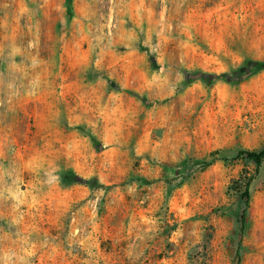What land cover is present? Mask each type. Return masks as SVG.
Returning <instances> with one entry per match:
<instances>
[{
  "label": "rangeland",
  "instance_id": "1",
  "mask_svg": "<svg viewBox=\"0 0 264 264\" xmlns=\"http://www.w3.org/2000/svg\"><path fill=\"white\" fill-rule=\"evenodd\" d=\"M246 59L264 0H0V264H264Z\"/></svg>",
  "mask_w": 264,
  "mask_h": 264
},
{
  "label": "trees",
  "instance_id": "2",
  "mask_svg": "<svg viewBox=\"0 0 264 264\" xmlns=\"http://www.w3.org/2000/svg\"><path fill=\"white\" fill-rule=\"evenodd\" d=\"M68 10L71 11L70 6L68 5ZM247 64L252 63V66H257V68L255 67V69L257 71H261L264 69V63L261 62H254V61H249L248 59H246ZM245 61V62H246ZM256 72H248V77H251L253 75H255ZM247 77V76H246ZM214 155V154H213ZM237 156L239 157H245L246 159L252 160L256 167H260L262 160L264 159V147L259 151V152H251V151H239L237 153ZM214 159L209 161V162H203L202 164V169H206L208 168L211 164H213ZM63 180L65 183L67 184H73L76 183L78 181L77 176L73 173V172H68L64 177ZM138 181L141 184L144 185H148L149 182L146 180H142V179H138ZM91 182H89L90 188L94 189L96 187H99V185L97 183L91 185ZM235 186H238V188L241 190L240 191V199L243 202L244 207L241 209L240 214H239V228H240V233H243L244 227H245V223H246V211L248 208V202L250 199V180L247 177H241L239 178V180H237V182L234 183ZM240 242L241 240H239L238 245H237V251H236V264H239L240 262V254H239V248H240Z\"/></svg>",
  "mask_w": 264,
  "mask_h": 264
}]
</instances>
